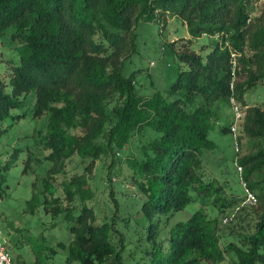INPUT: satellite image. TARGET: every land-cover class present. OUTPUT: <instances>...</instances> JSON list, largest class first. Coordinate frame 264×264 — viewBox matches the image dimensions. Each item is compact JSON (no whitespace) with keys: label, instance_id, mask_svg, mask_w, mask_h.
Returning <instances> with one entry per match:
<instances>
[{"label":"trees","instance_id":"obj_1","mask_svg":"<svg viewBox=\"0 0 264 264\" xmlns=\"http://www.w3.org/2000/svg\"><path fill=\"white\" fill-rule=\"evenodd\" d=\"M251 1L0 0V35L14 26L13 37L19 40L11 89L0 79V123L31 91L36 95L34 116L49 111L41 140L50 149L51 162L43 178L44 200L57 202L53 213L65 212L71 220L69 259L80 264H217L229 252L233 264L264 263V108L244 99L247 89L264 77V12L252 16ZM167 13L180 16L192 36L218 34L222 40L205 56L191 48L179 51L188 67L180 69L167 94L141 95L134 72L124 74L125 59L136 50L138 22L160 21ZM233 52L236 76L244 71L246 77L235 78L232 89ZM233 92L247 105L241 131L254 140V148L239 157L259 202L254 230L240 242L224 244L222 218L200 206L166 231L162 219L195 200L194 192L211 199L221 212L235 202L223 201L221 185L203 179L201 156L203 148L216 146L209 133L230 106ZM230 122L222 125L223 132L231 131ZM144 126L154 135L142 143L139 155H132L131 166L144 196L145 234L131 235L126 242L111 222H97L87 204L92 191L84 173L65 181L68 198L80 195L79 207H62L51 179L76 152L90 157L91 170L103 153L114 145L123 147ZM4 179L0 171V196ZM38 201L34 191L28 200L32 210ZM230 228L231 234L239 232Z\"/></svg>","mask_w":264,"mask_h":264},{"label":"rangeland","instance_id":"obj_2","mask_svg":"<svg viewBox=\"0 0 264 264\" xmlns=\"http://www.w3.org/2000/svg\"><path fill=\"white\" fill-rule=\"evenodd\" d=\"M249 9L252 16L261 15L264 0H252ZM136 30V50L125 59L124 74L134 72L135 87L141 95H150L156 90L167 94L180 69L188 67L178 57L179 51L191 48L205 56L217 40H222L218 34L192 36L186 22L173 13H167L160 21L141 20ZM15 32L16 27L13 26L0 35V79L7 83L8 90L11 89L9 79L13 65L19 62V40L13 37ZM245 77L244 71L236 76L238 79ZM173 97L168 96L169 99ZM21 98L22 106L12 109V114L0 123V171L5 177L3 195L0 196V238L5 240L18 264H80L78 260L68 258V246L73 238L69 228L71 220L65 218V212L53 213V205L57 202L44 200L47 191L44 190L43 178L51 162L47 158L50 149L43 147L41 140L48 131L50 113L46 111L41 116H34V91ZM244 99L248 105L264 108V77L247 89ZM112 105L108 103V109ZM224 113L209 133L216 146L202 150V174L205 181L221 185L223 201L233 198L235 202L221 212L211 199H203L194 192L195 200L162 219L160 226L166 231L177 221L189 218L200 206L210 216L222 218L224 231L221 240L224 244L232 239L240 242L245 232L254 230L259 202L245 200V188L235 164L237 155L241 157L254 148V140L241 131L242 138L237 148L233 133L221 130L223 124L231 121V107H225ZM152 135L154 131L149 126L140 128L123 147L114 145L108 153L97 158L91 170L87 168L90 157L83 158L74 153L67 159L65 170L51 179L55 186L54 195L60 198L59 204L65 208L79 207L80 195L76 194L72 200L68 198L65 181L76 173H84L92 191L87 204L94 209L97 222H111L117 237L122 236L126 242L131 235L136 238L141 233L145 234L146 219L140 210L144 196L134 181L131 157L140 154L142 143ZM34 191H37L39 201L32 210L28 200ZM231 215L232 220L224 222V217ZM233 225L239 231L237 234L230 233ZM132 247L133 244H128L127 249ZM232 255L228 252L227 257L217 264H233Z\"/></svg>","mask_w":264,"mask_h":264},{"label":"built area","instance_id":"obj_3","mask_svg":"<svg viewBox=\"0 0 264 264\" xmlns=\"http://www.w3.org/2000/svg\"><path fill=\"white\" fill-rule=\"evenodd\" d=\"M233 79L231 87L234 88V81L236 78V67H237V60H236V53L233 52ZM230 107L232 109V118L230 122V130L234 135V142L238 148L239 145V134L241 132L243 122H244V116H245V105L238 99L236 93L233 92V94L230 97ZM235 164L237 166V169L240 173V179L243 182L244 188H245V200H247L250 203H257L258 198L256 193L248 186L244 175L243 165L239 162V156L237 155L235 158ZM233 216H225L224 222H228L232 220ZM0 264H18L13 255L10 252V249L7 247V244L5 240H2L0 238Z\"/></svg>","mask_w":264,"mask_h":264}]
</instances>
